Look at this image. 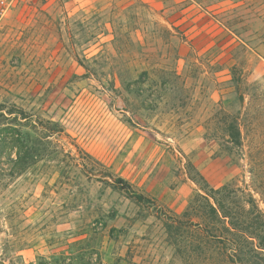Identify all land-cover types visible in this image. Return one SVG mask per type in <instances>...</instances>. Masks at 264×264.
<instances>
[{
	"label": "rangeland",
	"instance_id": "374dc122",
	"mask_svg": "<svg viewBox=\"0 0 264 264\" xmlns=\"http://www.w3.org/2000/svg\"><path fill=\"white\" fill-rule=\"evenodd\" d=\"M262 239L264 0L18 1L0 264H264Z\"/></svg>",
	"mask_w": 264,
	"mask_h": 264
},
{
	"label": "trees",
	"instance_id": "16d2710c",
	"mask_svg": "<svg viewBox=\"0 0 264 264\" xmlns=\"http://www.w3.org/2000/svg\"><path fill=\"white\" fill-rule=\"evenodd\" d=\"M244 46H251L252 44L250 42H245L244 41ZM77 62L80 63V65H82L80 62V60L77 58ZM59 130H54L52 132H49L51 134L58 132ZM225 131L230 139V142H232L235 146L239 147L241 146L242 143V139H241V132L239 130V126L237 125L236 121L232 120L230 122H228L225 126ZM113 182L115 183V185H117L119 187V189L123 192H125L127 195H129L130 197L134 198L136 201L140 202V203H146V204H154V202L149 199L148 197L143 196L142 194L134 191L132 189V187L123 179L121 178H116L113 180ZM214 210V209H213ZM218 214H220L223 218H228L229 214H227L224 210L222 212L218 211ZM245 233L247 234H243L245 238H249V239H255L254 238V232H248L247 230H245ZM262 242V243H261ZM256 248L264 251V240H259L258 244L256 245Z\"/></svg>",
	"mask_w": 264,
	"mask_h": 264
},
{
	"label": "built area",
	"instance_id": "2783aa9c",
	"mask_svg": "<svg viewBox=\"0 0 264 264\" xmlns=\"http://www.w3.org/2000/svg\"><path fill=\"white\" fill-rule=\"evenodd\" d=\"M19 0H0V29Z\"/></svg>",
	"mask_w": 264,
	"mask_h": 264
}]
</instances>
